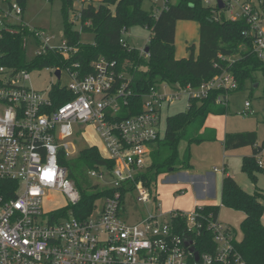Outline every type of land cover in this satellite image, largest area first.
Returning a JSON list of instances; mask_svg holds the SVG:
<instances>
[{
	"label": "built area",
	"instance_id": "1",
	"mask_svg": "<svg viewBox=\"0 0 264 264\" xmlns=\"http://www.w3.org/2000/svg\"><path fill=\"white\" fill-rule=\"evenodd\" d=\"M220 1L222 9L217 0H203V5L211 9L214 20L220 19L221 13L231 21L245 20L250 31L244 35L251 34L254 52L264 60V0ZM175 2L163 0L162 7L153 11L155 16ZM5 4L8 12L3 11ZM23 12L16 0H0L2 19H21ZM6 22L0 20L1 30L24 25L27 36L23 47L26 49L29 41L36 42L40 48L36 56L50 50L68 59L76 53L65 40L60 47L50 46L52 37L21 20ZM120 42L124 43L123 36ZM141 54L146 53L143 50ZM115 67V62L103 57L91 63L87 74H82L78 63L61 69L46 67L56 77L60 72L58 80L63 73L70 79L67 86L56 89L61 95L55 98L62 100V93L67 92L71 100L57 105L51 97L53 88L39 92L25 83L27 70L0 64V264H244L234 252V235L217 219L204 223L196 207L189 213L171 211L169 219L162 220L160 205L154 204L142 182L131 189L123 183L134 181V175L150 165L165 106L179 99L180 93L200 100L213 90L233 91L237 88L233 74L223 70L198 88L174 90L162 84L173 91L160 93L161 85L151 87L142 97L141 112L120 119L121 109L128 107L131 96V77L118 73ZM224 102L222 97L216 100L217 104ZM245 113L253 114L249 102L245 103ZM85 124L93 125L108 152L105 157L114 162L113 170L104 168L114 177V184L104 187L112 192L84 219L69 212L70 216L56 220L52 216L55 211H42V203L51 190L62 192L69 205L78 203L79 194L59 158L75 154L69 140L75 127ZM101 168L89 171V176L103 178ZM133 193L136 207L153 203L154 210L136 218L135 207L129 203ZM205 232L213 237V253H200L195 248L192 238Z\"/></svg>",
	"mask_w": 264,
	"mask_h": 264
},
{
	"label": "trees",
	"instance_id": "2",
	"mask_svg": "<svg viewBox=\"0 0 264 264\" xmlns=\"http://www.w3.org/2000/svg\"><path fill=\"white\" fill-rule=\"evenodd\" d=\"M23 11L26 0H16ZM53 1V0H47ZM65 41L76 49V53L65 59L59 53L48 50L45 54L36 56L31 63L26 62L23 39L27 36L24 25L12 26V30H1L0 37V64L14 70H32L46 67L63 68L78 63L82 74L91 72V63L103 57L109 62H115L116 70L120 74L131 77L129 88L131 96L128 98V107L121 109L120 119L141 112L142 97L151 87L157 88L162 84L174 90L184 89L187 86L198 88L202 83L222 73L223 70L231 72L237 82L233 91L213 90L207 98H188V107L169 118L171 130L166 138L160 136L156 140L150 153V165L134 175V181L123 182L131 189L136 182L150 190L156 179L166 174L170 169L190 170L192 165L190 155L180 158L179 145L186 141L191 144H201L216 141V132L204 128L209 115H227L228 108L219 106L216 100L231 92L244 88L249 82L252 86L257 83V75L261 74L264 81V60L257 57L249 25L243 19L231 21L223 13L220 19L214 20L210 8L203 5V0H176L162 10L158 16L154 12L144 11L142 4L145 0H102L98 6L92 2L84 1L79 13L82 31L94 34L93 43H83L80 33L73 29L74 20L70 18L73 11L72 0H59ZM179 21H194L199 25V43L197 54L194 47L190 48L187 58L176 59L174 56L175 29ZM138 26L150 32L147 42L149 52L141 54L137 49L131 48L127 42L120 40L129 28ZM217 65V67H214ZM124 78H122L123 80ZM264 91V85H263ZM51 97L55 104L71 100V95L53 90ZM258 137L254 131L229 132L223 139L225 151L240 148H251V156L242 160L241 171L247 175L251 182L256 184L257 173L263 171V162L256 158L262 154L264 145L257 144ZM259 162L262 164L259 165ZM59 164L66 170L78 194L79 201L75 205H68L55 211L54 219L66 218L71 212L75 217L84 219L98 205L99 201L112 191L101 189L92 194L86 191L92 188L88 183V172L98 170L100 167L113 170L114 162L103 157L98 148L89 146L81 149L75 158L67 159L65 154L59 158ZM253 194L241 189L237 182L229 175L224 174L221 184V206L242 212L244 214L240 229L241 241L234 235L232 245L234 252L244 264H264V192L254 188ZM219 206L203 205L196 208L204 216L203 222L217 219ZM178 211V210H177ZM179 212V211H178ZM198 252L213 253L216 249L213 237L205 232L200 237L192 238Z\"/></svg>",
	"mask_w": 264,
	"mask_h": 264
},
{
	"label": "rangeland",
	"instance_id": "3",
	"mask_svg": "<svg viewBox=\"0 0 264 264\" xmlns=\"http://www.w3.org/2000/svg\"><path fill=\"white\" fill-rule=\"evenodd\" d=\"M72 1L73 11L70 12L69 16L74 20L73 29L80 33L81 42L91 44L94 41V34L89 31H82L81 23L78 18L82 6H86L84 3L85 0ZM101 1L98 3L97 0H94L93 3L98 6ZM171 1L174 2L175 0ZM162 5L163 0H145L141 7L144 11L150 12V10L154 11L156 7H162ZM2 8L4 12H8L7 4L3 5ZM3 16L4 14L0 13V20L3 22H16L21 20L27 27L37 29L44 32L47 36L52 37L53 39L49 44L50 46L60 47L62 41L65 40L61 14V2L59 0H26V8L21 19H18L15 16H10L4 20L2 19ZM2 24L0 25V30L2 28ZM149 38L150 32L147 29L138 26L129 28L123 35V39L127 42V44L131 48L137 49L139 52L144 50ZM198 43V23L194 21L178 22L175 30V58H187L190 54V48L198 47ZM39 49L40 48L37 46L36 42L29 41L27 43L25 49V58L27 63H31L35 59ZM27 71L29 73V79L25 83L39 92L46 93L51 88L56 90L57 88L65 87L70 83V79L66 73H63L61 78L58 80L54 71L47 68H37ZM257 77L258 80L254 86L247 82L244 88L226 95L227 102L224 103V105L228 108L227 116L218 117L214 122V124L218 126L216 141L191 144L190 147H188L186 141H182L180 143L178 147L180 158L183 159L185 155H190L189 162L192 165V169L188 170V175H190L191 172L194 173V175H205L208 173H215V170H217L219 171V174H216L215 176L221 177L223 170L226 169L230 175L232 174L235 176L237 184L246 193L253 194L255 186L264 192V163L263 171L257 173L255 185L251 182L247 175L241 171L242 160L245 157L251 156V148L245 147L226 152L222 146L223 129L228 133L254 131L257 133L259 145H264V81L261 74L257 75ZM158 91H160V93H164L172 92L173 90L170 88H163V85H161ZM245 102H249L251 105L250 109L253 111V114H242ZM187 107L188 96L184 93H180L179 99L172 101L170 105L163 108L161 111L160 124L161 139L166 138L171 130L169 118L180 112H185ZM69 142L74 146L75 154L69 155L67 159L75 158L81 149L89 146L97 147L103 157L108 154L102 139L93 129V125L85 124L75 127L74 135L70 138ZM256 159L264 162V149L262 154ZM100 170L103 175V178L101 179L98 177L91 178L89 173L87 175L88 183L92 185V188L86 191L89 195L98 190L104 189L105 186H111L114 184V177L111 173L107 172L104 168H101ZM177 171L178 170L172 172L168 171L166 174L160 175L149 190L151 197L154 200V204L160 205V212H158V215H161L162 220H168L171 211L178 210L189 213L194 210V206L190 205V203L193 202L192 195H194V189L189 185V183L182 184L171 178L181 172ZM181 187L185 190L179 191ZM212 202L216 206L220 207L217 216L218 222L224 227H228L232 234L235 235L237 241H241L242 232L240 225L243 221L244 214L242 212L221 206L220 199L217 197L213 199ZM101 203L102 201L100 200L99 204L101 205ZM129 203H133L132 205L135 207L134 210H136L137 213H134V216L136 218L146 216L148 213L153 211L155 207L153 203L146 206L138 205L136 207V193H133L130 196ZM67 205H69V200L62 192L58 190H51L45 195L42 203V211L44 213H50L62 209ZM96 213L97 211L94 214Z\"/></svg>",
	"mask_w": 264,
	"mask_h": 264
},
{
	"label": "crops",
	"instance_id": "4",
	"mask_svg": "<svg viewBox=\"0 0 264 264\" xmlns=\"http://www.w3.org/2000/svg\"><path fill=\"white\" fill-rule=\"evenodd\" d=\"M89 1L93 3L94 0H89ZM99 1H101V0H97L98 3H99ZM93 5L96 6V4H94V3H93ZM177 23H176V26H177ZM197 50H198V47H194L195 55L197 54ZM176 59H179V58H176ZM223 99L225 101L224 103H226L227 102V96H224ZM224 103L218 104V105L224 106ZM244 106H245V104H244ZM250 107H251V105H250ZM222 116H227V115H221V116L209 115L207 117L205 125H204V128L215 130L216 140H217L218 126L216 124H214V122L218 117H222ZM212 127H214V128H212ZM226 133H228V132H225V130L223 129L222 141H223ZM257 144L259 145L258 141H257ZM226 152H228V151H226ZM177 172H180V173L176 174L175 176H173L171 178H173L174 181H176V182L178 181L179 183H182V184L189 183V185L194 189V195H192V201L193 202L190 203V205L194 206V209L198 206H201V205L202 206L203 205H215V204H213L212 200L215 199L216 197L219 198L220 202H221V184H222V179L224 177V174L231 176L236 181L235 176L232 174L230 175L226 169L223 170L221 177L215 176L216 174H219V171H217V170H215V173H208L205 175H194V173H192L191 171H190L191 172L190 175H188V173H189L188 170H184V169L178 170ZM182 190H185V189H182V187H181V189H179V191H182ZM181 193H183V192H181ZM200 203H202V204H200Z\"/></svg>",
	"mask_w": 264,
	"mask_h": 264
},
{
	"label": "water",
	"instance_id": "5",
	"mask_svg": "<svg viewBox=\"0 0 264 264\" xmlns=\"http://www.w3.org/2000/svg\"><path fill=\"white\" fill-rule=\"evenodd\" d=\"M217 5H218V8H219V9L224 8V4H223L220 0H217ZM144 52H145L146 54L149 52L148 47L144 48ZM56 75H57V77H59V76H60V72L57 71V72H56ZM169 172H172V169H170ZM190 250L193 252V251H194V248L191 247ZM195 259L198 260V253H197V252H195Z\"/></svg>",
	"mask_w": 264,
	"mask_h": 264
},
{
	"label": "clouds",
	"instance_id": "6",
	"mask_svg": "<svg viewBox=\"0 0 264 264\" xmlns=\"http://www.w3.org/2000/svg\"><path fill=\"white\" fill-rule=\"evenodd\" d=\"M0 131H2V130H0Z\"/></svg>",
	"mask_w": 264,
	"mask_h": 264
}]
</instances>
